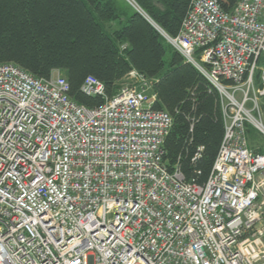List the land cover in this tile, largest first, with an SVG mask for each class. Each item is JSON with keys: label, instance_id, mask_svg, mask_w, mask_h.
I'll use <instances>...</instances> for the list:
<instances>
[{"label": "built area", "instance_id": "obj_1", "mask_svg": "<svg viewBox=\"0 0 264 264\" xmlns=\"http://www.w3.org/2000/svg\"><path fill=\"white\" fill-rule=\"evenodd\" d=\"M125 1L218 92L211 170L168 164L173 120L147 86L109 96L88 75L103 102L87 107L64 77L0 63V264H264V154L247 137L264 134V0H191L176 36Z\"/></svg>", "mask_w": 264, "mask_h": 264}, {"label": "trees", "instance_id": "obj_2", "mask_svg": "<svg viewBox=\"0 0 264 264\" xmlns=\"http://www.w3.org/2000/svg\"><path fill=\"white\" fill-rule=\"evenodd\" d=\"M121 1L122 5L117 0H0V63L17 65L38 79L59 71L69 84L71 99L87 107L103 102L81 92L88 75L103 82L109 95L131 68L156 77L152 107L173 116L164 141L165 160L173 165L180 157L186 178L199 171L203 181L224 132L218 92L142 13ZM134 1L170 36L179 32L191 2ZM237 1L219 4L231 11ZM121 17L124 24L111 31L109 24Z\"/></svg>", "mask_w": 264, "mask_h": 264}, {"label": "rangeland", "instance_id": "obj_3", "mask_svg": "<svg viewBox=\"0 0 264 264\" xmlns=\"http://www.w3.org/2000/svg\"><path fill=\"white\" fill-rule=\"evenodd\" d=\"M168 51H169V49H168ZM168 58H170V55H169ZM257 65L258 66H262V63L261 62H258ZM132 72H135V75L131 74ZM56 75H59V76L64 77V75L62 73H60L59 71H54L51 74L52 77H54ZM255 79H256V83H257L258 82V76H256ZM156 81H157V78L156 77H150L147 74H145V73L137 70L136 68H131L119 80V82H118V88H117L116 91H118L123 86H131V87L147 86L151 91H154L153 90V84ZM112 95H109V96H112ZM259 102H260L261 113H262L261 116H262L263 125H264V108L262 107L263 98H260ZM170 115H171V113H170ZM171 117H172V120H173V116L172 115H171ZM247 137H248V143H249L250 147L252 148V150L257 151L258 153L264 154V134H262L258 129H256L255 126H253V125L250 124L248 126ZM174 163L175 162H173V164Z\"/></svg>", "mask_w": 264, "mask_h": 264}, {"label": "crops", "instance_id": "obj_4", "mask_svg": "<svg viewBox=\"0 0 264 264\" xmlns=\"http://www.w3.org/2000/svg\"><path fill=\"white\" fill-rule=\"evenodd\" d=\"M118 1V4L122 5V1L121 0H117ZM124 20L122 19V17L117 20V21H113L112 23L109 24L108 28H110L111 31H113L114 29H117L119 27L122 26V24H124Z\"/></svg>", "mask_w": 264, "mask_h": 264}]
</instances>
